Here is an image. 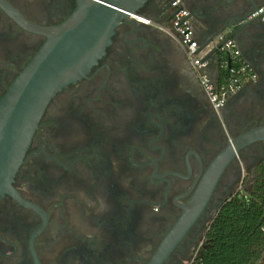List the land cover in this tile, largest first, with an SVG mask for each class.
<instances>
[{"label": "flooded vegetation", "instance_id": "af4514ba", "mask_svg": "<svg viewBox=\"0 0 264 264\" xmlns=\"http://www.w3.org/2000/svg\"><path fill=\"white\" fill-rule=\"evenodd\" d=\"M182 1L195 36L222 27L209 0ZM80 3L0 0V103L46 40L34 27L61 25ZM174 12L147 0L50 99L0 197V264H194L219 210L251 188L264 141L234 142L264 125V79L258 98L237 93L216 113L164 32ZM219 63L205 71L217 69L215 87Z\"/></svg>", "mask_w": 264, "mask_h": 264}, {"label": "water", "instance_id": "95a60500", "mask_svg": "<svg viewBox=\"0 0 264 264\" xmlns=\"http://www.w3.org/2000/svg\"><path fill=\"white\" fill-rule=\"evenodd\" d=\"M146 1L81 0L78 8L61 25L48 29L34 27V30L46 36V40L0 103V197L10 192L14 174L22 163L50 99L74 77L85 73L95 63L110 43L113 29L119 21L134 14ZM209 2L219 10L216 23L222 27L213 35H209L204 25L200 27L197 32L203 36L204 41L199 43L198 52L210 48L204 61L219 63L223 56L220 53L221 44L215 43L217 36L226 30H230L232 35L233 30L239 32L251 25L254 21H246V18L263 5L264 1ZM260 25L256 30L247 32L246 37L251 43L254 40L259 41L260 32L264 34V24ZM258 45L254 49L257 56ZM238 93H246V87ZM258 140L264 141V125L250 129L234 145L239 147ZM258 264H264V258Z\"/></svg>", "mask_w": 264, "mask_h": 264}, {"label": "trees", "instance_id": "16d2710c", "mask_svg": "<svg viewBox=\"0 0 264 264\" xmlns=\"http://www.w3.org/2000/svg\"><path fill=\"white\" fill-rule=\"evenodd\" d=\"M208 239L194 264H258L264 258V160L251 188L219 210Z\"/></svg>", "mask_w": 264, "mask_h": 264}, {"label": "built area", "instance_id": "2783aa9c", "mask_svg": "<svg viewBox=\"0 0 264 264\" xmlns=\"http://www.w3.org/2000/svg\"><path fill=\"white\" fill-rule=\"evenodd\" d=\"M171 8L175 11L172 27L164 29V32L174 40L183 50L190 64L195 69L200 85L208 96L209 102L214 111L219 113L230 97L235 96L244 86L255 83L257 75L251 67L242 61L241 51L237 42L231 35L230 30L219 34L215 40L216 44H221L220 53L223 58L219 63V68L226 71L224 81L215 87L211 78L206 74L209 61H204V57L210 48L198 52L200 45L195 38L191 27L189 13L183 6L182 0H170ZM131 18H137L129 14ZM246 21H259L264 24V4L254 10ZM143 22H146L143 20Z\"/></svg>", "mask_w": 264, "mask_h": 264}, {"label": "crops", "instance_id": "0c3cea01", "mask_svg": "<svg viewBox=\"0 0 264 264\" xmlns=\"http://www.w3.org/2000/svg\"><path fill=\"white\" fill-rule=\"evenodd\" d=\"M264 1V0H263ZM261 24V23H260ZM259 24V21H254L251 25L245 27L239 32L232 31V37L237 42V45L241 51V58L242 61L245 62L247 65H250L253 72L257 75V82L254 84L246 85V94H248L249 97L258 98L259 97V85H262L264 77V58L259 57L255 54L256 45L259 44V41L250 42L248 38L246 37L247 32L251 30H256L261 26ZM195 38L198 40L200 44L203 43V36L202 35H196ZM257 50H259V45L257 47ZM260 71V75H259ZM209 76H211L213 79L219 78V74L216 68L213 67V69L210 71ZM220 79V78H219Z\"/></svg>", "mask_w": 264, "mask_h": 264}]
</instances>
